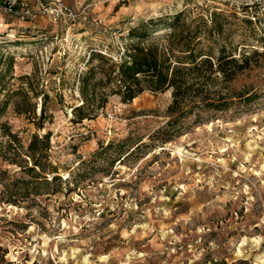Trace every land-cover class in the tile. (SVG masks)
Wrapping results in <instances>:
<instances>
[{
  "label": "rangeland",
  "instance_id": "1",
  "mask_svg": "<svg viewBox=\"0 0 264 264\" xmlns=\"http://www.w3.org/2000/svg\"><path fill=\"white\" fill-rule=\"evenodd\" d=\"M64 1L73 13L56 20L0 11V49L14 57L8 87L33 76L36 115L45 93L42 128L13 104L0 123L23 145L50 131L58 175L36 178L6 160L0 127V264H264V95L167 142L150 134L166 119L169 90L125 103L112 95L82 121L71 110L90 53L119 60L140 21L182 9L250 16L234 37L263 35L252 38L262 49L264 0ZM241 83H259L256 72Z\"/></svg>",
  "mask_w": 264,
  "mask_h": 264
},
{
  "label": "trees",
  "instance_id": "2",
  "mask_svg": "<svg viewBox=\"0 0 264 264\" xmlns=\"http://www.w3.org/2000/svg\"><path fill=\"white\" fill-rule=\"evenodd\" d=\"M252 20L253 17H239L223 10L203 15L182 9L169 17L140 21L128 29L131 41L119 60L94 51L90 53L88 68L79 76L81 103L71 108L73 120L93 118L112 95L125 103L146 90H169L166 119L150 134L153 141L167 142L194 125L247 108L264 95V47L259 49L252 43V38L260 41L263 35L248 31L235 39L233 25L240 21L251 26ZM162 29L167 31L156 36ZM13 63V55L0 49V115L13 104L17 113L30 115L40 129L45 118V93L36 115L34 99L38 93L32 85L33 76L20 75L19 87H8ZM254 71L259 83L236 85L238 78ZM0 127L5 137L6 160L36 178L48 180L46 174L50 172L51 179L58 176L54 174L56 170L48 168L50 131L33 133L23 145L6 122H1Z\"/></svg>",
  "mask_w": 264,
  "mask_h": 264
},
{
  "label": "built area",
  "instance_id": "3",
  "mask_svg": "<svg viewBox=\"0 0 264 264\" xmlns=\"http://www.w3.org/2000/svg\"><path fill=\"white\" fill-rule=\"evenodd\" d=\"M0 11L19 13L25 17L46 15L53 20L73 13L64 0H0Z\"/></svg>",
  "mask_w": 264,
  "mask_h": 264
}]
</instances>
